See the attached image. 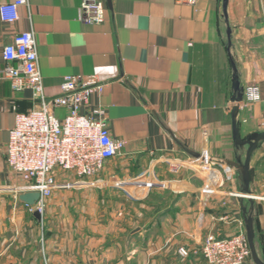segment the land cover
<instances>
[{
	"label": "crops",
	"instance_id": "0c3cea01",
	"mask_svg": "<svg viewBox=\"0 0 264 264\" xmlns=\"http://www.w3.org/2000/svg\"><path fill=\"white\" fill-rule=\"evenodd\" d=\"M82 1L28 0L17 22L0 18V69L4 46L32 30L45 96L61 94L67 75L96 76L104 87L91 105L106 111L124 155L97 177L60 175L38 219L19 200L23 182L5 151L15 114L37 97L0 79V264H203L179 248L239 231L253 240L246 264H264V0H229L227 18L223 0H104L99 23L84 20ZM234 64L244 89L239 141ZM250 86L259 100L246 97ZM259 135L245 196L243 142ZM204 153L208 176L191 162Z\"/></svg>",
	"mask_w": 264,
	"mask_h": 264
},
{
	"label": "built area",
	"instance_id": "2783aa9c",
	"mask_svg": "<svg viewBox=\"0 0 264 264\" xmlns=\"http://www.w3.org/2000/svg\"><path fill=\"white\" fill-rule=\"evenodd\" d=\"M27 4L28 0L0 4L1 20L17 22L20 7ZM81 10L85 21L99 23L104 20L105 2L83 0ZM2 53L5 65L0 69V79L9 80L15 91L30 89L37 97L34 108L15 114L5 151L7 164L23 182L25 192L40 193L35 205H26L31 213L42 215L54 190L60 187V175L73 174L78 179L100 176L110 160L124 155L125 142L113 137L106 111L91 105L92 95L104 87L96 76L67 75L61 94L46 97L34 32L16 33ZM245 94L249 101L261 97L257 86L248 87ZM56 109H65V116H57ZM191 162L208 175L212 173L205 153L191 158ZM202 193L211 195L214 189L206 184ZM178 252L182 257L201 256L203 264H246L252 248L247 231H239L224 238L209 234L199 246H182Z\"/></svg>",
	"mask_w": 264,
	"mask_h": 264
},
{
	"label": "water",
	"instance_id": "95a60500",
	"mask_svg": "<svg viewBox=\"0 0 264 264\" xmlns=\"http://www.w3.org/2000/svg\"><path fill=\"white\" fill-rule=\"evenodd\" d=\"M228 4H229V0H223V14L224 16L227 18L228 16ZM231 28L228 29V36H229V41L231 43ZM234 76H233V89L235 92V97L233 98V101L236 102V105L233 108V113H232V123H233V133H234V139L236 141H239L240 138V129L238 127V123L236 121V114L239 110V104L240 101L243 99V95H244V89L241 87L240 85V80H239V75L237 73V68L236 65L234 64ZM262 138V135H259L255 141H246L243 143H248L250 145V148L248 150L247 153V157H246V161L245 163L242 165V169H241V194L247 196V195H252L249 189L250 186V161L253 155V152L256 150V148L258 147L259 144V140ZM40 199V193L37 191H29V192H24L21 193L19 195V200L25 204L28 205H35L37 203V201ZM34 215L38 218L41 219L42 215L40 214V212L36 211L34 213ZM250 245L252 248V253H254V248H253V240H250ZM261 264V263H260Z\"/></svg>",
	"mask_w": 264,
	"mask_h": 264
},
{
	"label": "rangeland",
	"instance_id": "374dc122",
	"mask_svg": "<svg viewBox=\"0 0 264 264\" xmlns=\"http://www.w3.org/2000/svg\"><path fill=\"white\" fill-rule=\"evenodd\" d=\"M197 167H199V166H197ZM199 170H200V169H199ZM199 170H198V171H199ZM199 172H200V173H202V174H204V172H203V169H202V168H201V170H200ZM205 173H206V172H205ZM205 175H206V174H205ZM207 175H208V174H207ZM247 233H248V232H247ZM248 235H249V233H248ZM251 256H252V254L250 255V257H251ZM250 257H249V258H250ZM249 258H248V259H249ZM247 261H248V260H247Z\"/></svg>",
	"mask_w": 264,
	"mask_h": 264
}]
</instances>
